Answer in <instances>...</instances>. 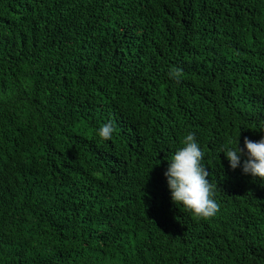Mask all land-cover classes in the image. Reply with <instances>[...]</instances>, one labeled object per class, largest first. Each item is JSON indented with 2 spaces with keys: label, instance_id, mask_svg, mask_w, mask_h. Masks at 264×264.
<instances>
[{
  "label": "trees",
  "instance_id": "trees-1",
  "mask_svg": "<svg viewBox=\"0 0 264 264\" xmlns=\"http://www.w3.org/2000/svg\"><path fill=\"white\" fill-rule=\"evenodd\" d=\"M189 131L211 217L164 176ZM262 136L264 0H0V264H264V181L220 153Z\"/></svg>",
  "mask_w": 264,
  "mask_h": 264
},
{
  "label": "clouds",
  "instance_id": "clouds-1",
  "mask_svg": "<svg viewBox=\"0 0 264 264\" xmlns=\"http://www.w3.org/2000/svg\"><path fill=\"white\" fill-rule=\"evenodd\" d=\"M179 71L170 73L179 76ZM114 133L113 125L105 123L96 129V134L109 140ZM182 146L177 148L167 160L164 172L171 200L194 215L211 217L219 209L218 202L213 198V185L208 178V171L202 163L204 151L193 131L187 132L181 141ZM239 145V137L222 145L220 153L227 159L230 168H241L243 174L264 181V136L258 141L244 139V147Z\"/></svg>",
  "mask_w": 264,
  "mask_h": 264
}]
</instances>
